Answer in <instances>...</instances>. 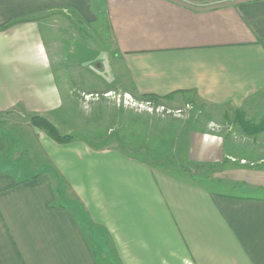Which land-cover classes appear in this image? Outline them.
Instances as JSON below:
<instances>
[{"label":"crops","instance_id":"0c3cea01","mask_svg":"<svg viewBox=\"0 0 264 264\" xmlns=\"http://www.w3.org/2000/svg\"><path fill=\"white\" fill-rule=\"evenodd\" d=\"M69 9L107 29L122 85L108 90L228 107L256 123L264 117V0H0V25ZM46 44L35 20L0 29V115L51 119L62 107ZM207 132L203 159L221 158L226 138ZM37 134L44 158L106 228L121 264H264V164L247 167L237 156L234 176L214 179L220 188L211 189L114 146ZM250 136L264 138V130ZM8 143L0 128V264H101L80 221L56 203L47 163L20 171Z\"/></svg>","mask_w":264,"mask_h":264},{"label":"rangeland","instance_id":"374dc122","mask_svg":"<svg viewBox=\"0 0 264 264\" xmlns=\"http://www.w3.org/2000/svg\"><path fill=\"white\" fill-rule=\"evenodd\" d=\"M26 15L39 22L56 84L62 90L63 105L50 117L60 131L76 135V139L94 147L120 148L161 170L206 182L211 189L220 188L214 179L234 176L241 164L237 156L247 157V167L264 164L258 161L264 156V138H247L256 134L249 129L260 122H252L245 112L239 111L235 116L232 108H215L199 101L172 105L160 97L133 95L120 88L108 90L122 85L116 74L120 62L114 57L105 26L95 27L94 21L86 20L73 9ZM42 78L41 72L35 74L37 86L42 85ZM31 114L15 110L0 115V128L11 146L6 153L8 160L24 173H32L30 166L34 164L37 167L47 163L55 181L56 203H65L80 221L101 264H121L106 228L90 218L70 184L44 158L36 136L37 130L45 132L32 125ZM240 126L247 131L236 129ZM207 131L226 138L222 139L226 149L221 158L203 159L209 156L201 139ZM224 189L235 191L233 186Z\"/></svg>","mask_w":264,"mask_h":264},{"label":"trees","instance_id":"16d2710c","mask_svg":"<svg viewBox=\"0 0 264 264\" xmlns=\"http://www.w3.org/2000/svg\"><path fill=\"white\" fill-rule=\"evenodd\" d=\"M30 20H32V17L30 15H26V14L17 15V16L10 18L9 20L4 22L3 24H1L0 29L5 30V29H7V28L19 23V22L30 21ZM150 96L158 97L155 95H150ZM30 122L32 123V125L43 130L47 134L48 137H50L51 139L55 140L58 143H61V144L70 143L77 138L76 135H72L70 133H64V132L60 131L58 126L53 121H51L47 116H45L41 113H37V112L32 113L30 116ZM263 130H264V118L262 119V121L259 124L252 125L251 128L249 129V132L258 133V132L263 131ZM10 147L11 146L9 145L6 153H9L11 151ZM78 203H81V202L78 201ZM60 205L62 207L68 208L67 205L63 202L60 203Z\"/></svg>","mask_w":264,"mask_h":264},{"label":"built area","instance_id":"2783aa9c","mask_svg":"<svg viewBox=\"0 0 264 264\" xmlns=\"http://www.w3.org/2000/svg\"><path fill=\"white\" fill-rule=\"evenodd\" d=\"M131 99V98H130ZM130 100H128V102H129Z\"/></svg>","mask_w":264,"mask_h":264}]
</instances>
